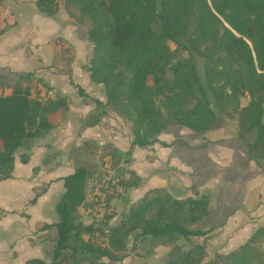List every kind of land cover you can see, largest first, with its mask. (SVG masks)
<instances>
[{
	"label": "trees",
	"instance_id": "trees-1",
	"mask_svg": "<svg viewBox=\"0 0 264 264\" xmlns=\"http://www.w3.org/2000/svg\"><path fill=\"white\" fill-rule=\"evenodd\" d=\"M34 5L46 16L63 5L76 24L87 28L93 50L86 70L93 82L103 84L106 100H94L95 108L82 126L97 123L111 110L128 125L132 145L144 147L171 126L209 130L220 113L237 121V136L245 141L251 158L257 163L264 159V0H34ZM56 41L61 42L62 54L71 53V46ZM193 55L203 61V79ZM63 58L69 64L72 56ZM30 77L22 74L9 86L0 75V180L12 176L14 151L50 130V114L68 107L64 96L33 93ZM78 92L85 96L80 87ZM73 152L104 157L101 164L79 165L63 178L64 191L55 205L52 261L31 258L22 264H95L93 259L102 258L120 262L134 237L173 235L206 238L188 250L179 249L163 264L203 260L211 229L191 225L207 215V196L177 199L164 188L150 189L108 233L100 230L95 235L92 225L77 221L87 187L108 172H128L130 178L123 183L130 187L137 186L140 177L124 166V154L110 145L86 141ZM20 160L28 159L22 154ZM41 191L36 190L31 203ZM209 264H264V226L236 249L216 254Z\"/></svg>",
	"mask_w": 264,
	"mask_h": 264
},
{
	"label": "crops",
	"instance_id": "crops-1",
	"mask_svg": "<svg viewBox=\"0 0 264 264\" xmlns=\"http://www.w3.org/2000/svg\"><path fill=\"white\" fill-rule=\"evenodd\" d=\"M0 5V75L13 86L22 74L30 73L33 93L41 97L58 94L68 104L66 110L50 114V130L14 151L12 176L0 180V264H22L31 258L52 261L58 221L55 205L64 191L63 178L74 171L76 161L86 155L98 157L95 153L73 152L86 141L115 148L124 154V166L140 177L139 184L131 186L124 199L111 201L110 227L120 221L133 202L154 188H164L177 199L207 196V215L191 225L192 229H211L206 258L227 254L264 226V159L257 163L248 154L245 141L237 136L236 120L218 113L214 127L200 132L171 126L157 134L156 142L144 147L132 145L128 125L111 110L104 111L97 123L82 126L95 108L94 100H106L103 84L93 82L86 70L93 50L87 28L76 24L64 7L46 16L37 11L34 0H0ZM58 39L64 41L63 46L72 47L69 64L62 59ZM79 87L85 96L78 92ZM22 154L27 162L20 160ZM36 190L42 191L31 203ZM81 205L77 221L87 224L90 218ZM137 238L131 242L132 247L135 243L131 254L126 251L120 262L106 258L97 261L163 264L176 256L174 247L185 250L183 244L199 243L206 237Z\"/></svg>",
	"mask_w": 264,
	"mask_h": 264
},
{
	"label": "built area",
	"instance_id": "built-area-1",
	"mask_svg": "<svg viewBox=\"0 0 264 264\" xmlns=\"http://www.w3.org/2000/svg\"><path fill=\"white\" fill-rule=\"evenodd\" d=\"M50 93V92H49ZM130 178L128 172L122 176L115 172L102 174L89 188L86 199L81 205L85 216L89 217V222L93 226L95 235L99 231L108 233L110 224L108 214L110 204L113 199L120 198L126 194L130 186L123 183V180ZM89 234H84V238H89Z\"/></svg>",
	"mask_w": 264,
	"mask_h": 264
},
{
	"label": "rangeland",
	"instance_id": "rangeland-1",
	"mask_svg": "<svg viewBox=\"0 0 264 264\" xmlns=\"http://www.w3.org/2000/svg\"><path fill=\"white\" fill-rule=\"evenodd\" d=\"M62 7H63V5H62ZM2 8H1V5H0V10H1ZM65 51V50H64ZM63 55L65 56V55H68L69 56V54H67L66 52H64L63 53ZM193 58H194V60H195V64H196V68H197V72H198V74H199V76L203 79V65H202V59L201 58H199V57H197V56H195V55H193ZM64 61H65V59L64 58H62ZM60 61H61V59H60ZM61 63L63 64V61H61ZM247 101V98H241V103H245ZM186 130H188V129H186ZM107 152V150H101V154H103L104 152ZM87 156V158H82L81 160H78V162L76 161L74 164H75V168L77 167V166H79V165H85V166H87V167H91V166H94V165H96V164H101V162H102V160H103V158L102 157H104V156H102V157H97V158H91V157H89V155H86ZM86 156H82V157H86ZM121 199L120 200H122V199H124L125 197H120ZM128 199L129 200H131L132 199V196L131 197H128ZM125 211V210H124ZM122 212H123V210H122ZM136 239H138L137 237H134L132 240H136ZM132 240H130L129 242H128V244H127V249H126V251H128L130 254H131V252H132V249H134L133 247H132ZM203 242V241H202ZM199 243H201V242H199ZM144 244H146V243H144ZM151 244V243H150ZM195 244H197L195 241H193L191 244H189V245H187V244H183V245H185L186 246V248H185V250H188V249H190L191 247H193ZM180 246H182V245H180ZM179 246V247H180ZM131 247H132V249H131ZM144 247H146V248H150L151 247V245H149V246H144ZM178 249H180V248H176V247H174V249H173V254H175V255H177V253H178ZM180 251H183V250H181L180 249ZM174 255V256H175ZM215 257V255L213 256V257H211V258H206V257H204L203 258V260L199 263V264H209V262L213 259ZM174 258V257H173ZM104 260H106V259H104ZM83 263L82 264H91L90 263V261H82ZM93 262H95V264H105L103 261H101V262H98L97 260H95V259H93ZM125 264H127V263H125Z\"/></svg>",
	"mask_w": 264,
	"mask_h": 264
},
{
	"label": "water",
	"instance_id": "water-1",
	"mask_svg": "<svg viewBox=\"0 0 264 264\" xmlns=\"http://www.w3.org/2000/svg\"><path fill=\"white\" fill-rule=\"evenodd\" d=\"M65 156L62 157V160L64 159ZM71 159V158H70Z\"/></svg>",
	"mask_w": 264,
	"mask_h": 264
}]
</instances>
